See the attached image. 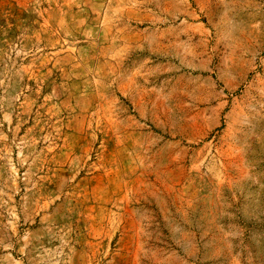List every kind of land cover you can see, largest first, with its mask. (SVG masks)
Masks as SVG:
<instances>
[{"label":"rangeland","instance_id":"374dc122","mask_svg":"<svg viewBox=\"0 0 264 264\" xmlns=\"http://www.w3.org/2000/svg\"><path fill=\"white\" fill-rule=\"evenodd\" d=\"M0 264H264V0H0Z\"/></svg>","mask_w":264,"mask_h":264}]
</instances>
